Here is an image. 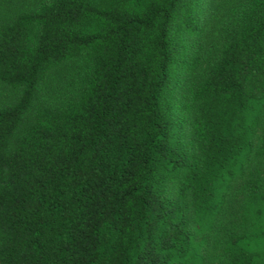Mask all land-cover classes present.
<instances>
[{
	"label": "trees",
	"instance_id": "trees-1",
	"mask_svg": "<svg viewBox=\"0 0 264 264\" xmlns=\"http://www.w3.org/2000/svg\"><path fill=\"white\" fill-rule=\"evenodd\" d=\"M0 87V264H264V0H0Z\"/></svg>",
	"mask_w": 264,
	"mask_h": 264
},
{
	"label": "rangeland",
	"instance_id": "rangeland-1",
	"mask_svg": "<svg viewBox=\"0 0 264 264\" xmlns=\"http://www.w3.org/2000/svg\"><path fill=\"white\" fill-rule=\"evenodd\" d=\"M17 11L18 8H15L13 11H9L8 13L5 12V14L6 16H16ZM72 71L73 68L66 65L49 73L47 81H49L50 87L59 90H63L67 88L69 77ZM12 96L13 94L9 90L0 87V104L2 105L6 104L9 100H11Z\"/></svg>",
	"mask_w": 264,
	"mask_h": 264
}]
</instances>
